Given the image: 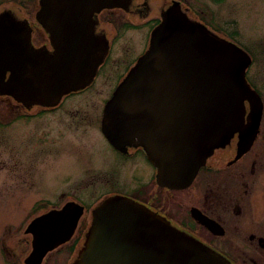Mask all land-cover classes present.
<instances>
[{"label": "water", "instance_id": "obj_1", "mask_svg": "<svg viewBox=\"0 0 264 264\" xmlns=\"http://www.w3.org/2000/svg\"><path fill=\"white\" fill-rule=\"evenodd\" d=\"M126 1L40 0L36 19L52 50L34 48L29 30L0 15V96L26 109L54 107L89 86L108 49L94 32L92 15ZM250 63L244 49L174 5L161 13L148 48L106 101L101 131L120 151L136 139L157 169V184L185 189L236 131L242 134L240 152L249 147L261 113L258 94L245 78ZM82 213V205L67 202L33 218L26 228L32 239L24 263L41 264L47 253L69 241ZM194 216L210 229L217 224L201 213ZM71 264L230 263L148 207L112 195L91 210Z\"/></svg>", "mask_w": 264, "mask_h": 264}, {"label": "rangeland", "instance_id": "obj_2", "mask_svg": "<svg viewBox=\"0 0 264 264\" xmlns=\"http://www.w3.org/2000/svg\"><path fill=\"white\" fill-rule=\"evenodd\" d=\"M184 1L217 29L234 36L253 58L250 73L264 75V0ZM142 30L125 31L114 50L115 57L129 50L138 52L149 35V28ZM112 83L110 71L97 76L95 86L64 96L63 108L49 114H37V107L24 114L12 98L0 96V264L15 258L22 263L30 252V242L25 244L24 237L27 225L36 216L31 211L37 207L33 201L38 200V204L39 199H46L49 210L61 207L75 195L90 209L111 190L135 193L141 179H148L149 167L140 166L136 159L116 169L119 157L85 120L95 116V108L101 105ZM15 116L22 118L10 120ZM211 194L198 182L179 193L180 200L173 207L181 212L187 203H201V198L210 199ZM27 237L31 241V236ZM241 251L247 255V250ZM260 257L258 263L264 264ZM74 258L75 251L69 245L60 246L49 252L42 264H71Z\"/></svg>", "mask_w": 264, "mask_h": 264}, {"label": "flooded vegetation", "instance_id": "obj_3", "mask_svg": "<svg viewBox=\"0 0 264 264\" xmlns=\"http://www.w3.org/2000/svg\"><path fill=\"white\" fill-rule=\"evenodd\" d=\"M39 2L40 0H0V15H8L29 30L30 44L34 48L52 50L48 34L36 19L40 8ZM174 5H178L189 19L203 24L213 34L236 43L234 36L226 33L224 29H217L215 25L209 23V20L200 17L184 0H127L122 7L104 8L92 15L95 34L102 36L108 45L107 53L98 66L94 79L110 71L113 83L107 91V95L101 100V105L95 108V116L83 119L89 121H87L88 125L99 132L110 147L109 149L119 157L118 162H115L116 169L120 170V167L128 160L136 159L140 166L146 164L150 171L148 179H141L139 182L137 192L129 194L120 189H114L107 196L123 195L138 201L164 217L177 229L222 254L230 264H259L260 256L264 258V75L258 71L250 73L249 67L252 65L253 58L248 51L244 49L251 58V63L245 71V78L250 87L258 94L261 104L257 131L249 147L242 152H240L242 150V134L236 131L224 147L215 149L206 159L187 188L168 189L159 186L155 179L157 169L148 160L143 147L135 145L136 139L126 144L125 151H120L109 143L101 131L102 113L106 101L136 63L138 57L148 48L151 30L160 23L161 13ZM145 27L149 28L147 43L143 44L138 52L129 50L130 52L127 51L115 57L114 50L120 42L121 35L128 30H135L137 33L140 30L143 31L142 28ZM103 68L105 69L103 70ZM87 87L66 96L84 92ZM15 105L21 106L24 114L32 111L34 107L38 108L37 114H49L61 110L65 103L61 104L60 101L54 107L33 106L30 109H26L18 103ZM245 107L248 113V101H245ZM20 118L22 116H15L10 120L15 121ZM247 122L248 119L245 116L244 123L247 124ZM198 182L204 189H210L211 198L205 196L201 198V203L189 202L181 212L177 211L173 206L180 200L177 197L178 194L194 187ZM161 194L163 197H160ZM39 200L38 204V200L32 202V205H37L34 211L33 208L31 209L36 216L48 210L47 200L44 198ZM67 202L80 204L84 208L72 237L62 245H69L76 255L89 226L92 208L87 209L75 195ZM200 213L217 223L213 224L214 229H210L195 218L194 214ZM27 235L31 236L25 232V244L30 242ZM4 247L7 248L6 245ZM236 248L245 249L251 254L247 252L246 255L244 251L240 252ZM8 250L5 251L8 252ZM15 259L8 264H25L24 260L22 263H18Z\"/></svg>", "mask_w": 264, "mask_h": 264}]
</instances>
